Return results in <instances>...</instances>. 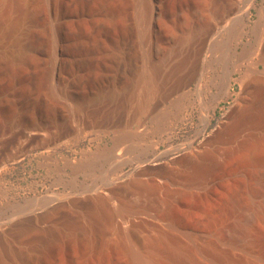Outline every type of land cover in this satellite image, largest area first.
Listing matches in <instances>:
<instances>
[{"label": "rangeland", "instance_id": "374dc122", "mask_svg": "<svg viewBox=\"0 0 264 264\" xmlns=\"http://www.w3.org/2000/svg\"><path fill=\"white\" fill-rule=\"evenodd\" d=\"M247 1L0 0V223L7 227L0 264H131L123 245L140 251L144 237L158 233L180 247L167 249L171 264H264V163L222 155L203 179L188 168L191 153L211 144L234 97L219 87L232 53L221 58L210 50V26L234 17ZM253 3L240 38L231 41L236 51L258 41L254 21L264 0ZM199 24L206 31L193 36ZM227 29L217 39H227ZM179 78L190 94L177 113ZM200 80L207 88L197 97ZM214 96L219 103L204 124L202 108ZM164 108L171 114L160 122ZM34 121L46 129L28 133L24 127ZM123 131L135 135L116 141ZM54 135L60 140L47 145ZM104 148H112L111 160L73 170L75 161ZM140 159H147L144 169ZM138 170L158 191L119 187L109 197L104 187L115 175ZM96 188L110 206L122 200L131 211L90 225L86 212ZM58 198L61 206L44 213ZM162 203L168 220L157 217ZM131 219L135 237L114 231L115 223L126 229Z\"/></svg>", "mask_w": 264, "mask_h": 264}, {"label": "bare ground", "instance_id": "6f19581e", "mask_svg": "<svg viewBox=\"0 0 264 264\" xmlns=\"http://www.w3.org/2000/svg\"><path fill=\"white\" fill-rule=\"evenodd\" d=\"M253 5H254L253 0H248L244 4L243 7L238 9L234 17L229 18L227 20L226 18L225 19L222 18L224 20H221L218 24L215 23L214 25L210 26V34H211L210 37L211 36L214 37V39H212L211 37L212 40L210 42L212 44L210 43L211 44L210 50L216 51L217 53L220 52L221 55H219V57L221 56V58H223V56L225 57L226 55L225 53L227 52L232 53V57H230L231 60L229 62L230 68L225 67L226 69H224L225 71L222 73L221 78H220L219 87L224 97L230 98L232 96V93L234 94V97L232 99V102H231V105L228 111L224 113L215 131L212 132L211 144L209 143L210 144L208 145L209 147H206V148L203 147L191 153V158H190L191 161H190L188 168L191 172V175L192 174L194 175V178H198V179L205 178V170L208 168L207 167L208 164L210 166V162L219 160L222 155L227 156V155L235 153L236 156L238 155L239 161L252 163V164L253 163H257V164L264 163V71L258 70L259 65H262L264 67V5H260L259 7L256 8L254 28L258 32L257 43L256 44H244L238 51L234 50L236 49L235 47L232 49V45H231L232 39L234 40L236 38H240V35L243 32L242 27L245 25V19L246 17L249 16L250 7H252ZM219 8H218L219 11L223 10V8L221 7ZM156 11L157 10L154 8L151 9L150 16L152 19L154 15L156 14ZM227 27H228L227 35H226L227 39L225 40L221 38L220 40L217 39V37H221L220 34ZM205 31H206V27L203 24L201 25L199 24L195 27V33L193 36H196L198 33L205 32ZM184 48H185L184 45L181 46L179 48V51L180 50L182 51ZM229 56H231V54H229ZM226 66H228V64ZM151 69H152L151 73H153V76H154V73L157 71V65H154L153 68ZM234 72L239 73V76L237 78H232V75ZM180 78H183V77H180ZM180 78L177 81L178 83L176 84V87H174L176 88L177 95L172 103V106H174L177 113L181 112L183 108L186 107L187 103L189 102V94H190V90L187 88L188 87L187 84L185 82H182ZM212 82L213 80L209 78L208 85L210 86ZM232 82H235L237 84L236 91H234L232 88L233 86ZM174 84L173 86H175ZM137 88H140V87H137ZM206 88H207L206 82L200 80L195 87L193 95H196L197 97H199ZM212 98L213 99H211L207 104H204L202 108L203 112L201 115L202 116L201 120L204 124H206L209 121L211 110H213L219 103V97L214 96ZM146 107L148 108V106ZM170 114L171 113L168 110V108H164L159 111L156 117L158 121L163 122L169 118ZM46 126H47V123L45 122L42 123V122L34 121V122H30L24 128L28 133L30 132L40 133L42 132L44 128L46 129ZM133 135L135 134H133L131 131H123L122 133H120V135L116 137V141H121V140H126L128 138H132ZM59 136L54 135V137L49 139L47 145H52L58 142V140H60ZM218 145H222V149H221L222 152H220L221 150L219 151L220 148ZM113 156L114 154H113L112 148H104L96 152V154H94L91 158L86 159L82 162L79 161L75 163L76 161L74 160L75 162L72 168L74 171H76V173L77 171H84V170L92 171V169H94L95 163H97L96 161L103 160L102 163H104V161L111 160ZM145 161H147V159H140L138 161L139 162L138 167L140 165L142 169L143 165H145L144 163ZM188 168H187V171H188ZM138 173H139V170L137 171L136 174L134 173L135 175L133 176L128 175V174L125 176L115 175L109 181L108 183L109 187L107 185H105L104 187L107 189L108 191L107 193L109 194V197L110 198L116 197V194H117L116 189L119 187H138L140 189L142 188L143 190L147 192L149 190L152 191L151 189H155L156 191H158L160 186H158L151 179H147V180L141 179L138 176L139 175ZM94 191L95 192L90 196V200L92 204L86 212L87 218L90 221V225H93L100 219L111 221L112 217L115 216L114 213L116 212L125 213L128 211H131L130 209L132 208L125 201L119 200L116 206L114 205L115 207H113V206H110L109 204L110 199L108 198V196L105 197L103 194L99 193L97 191V188L96 190L94 189ZM173 192H170L169 194L171 193L174 194ZM58 199L59 200H57V202L55 201L56 203H52L51 205L47 204L49 206V209L46 208V204H45V209H47L48 212L45 209L44 210L46 212L44 211L43 212L49 213V212L57 210L59 206H61L59 205V203L61 202L60 198ZM74 199L76 201V200H79L80 198L77 197ZM156 209H157L156 212H157L158 218L160 217V219L161 218L167 219L170 216L169 215L170 212L168 213L166 203L160 204L159 207ZM35 210L36 209L34 210L31 209V211H29V214H31L32 216L36 218L37 215L39 217L40 213H37L38 210L37 211ZM20 216L18 215L19 218ZM1 223H0V234L5 231L4 226L6 227V225L3 224L4 222H1ZM116 224L117 223H115V226H117V228L114 231L116 233H120L124 235V237L126 236L125 238L135 237L136 233L138 232V231L136 232V229H134L135 223L132 221V219L128 222V227L126 229H120L118 225ZM81 231H83L84 234L85 233L87 234L86 229L85 230L83 229ZM124 241L126 242V240ZM231 241L234 243L233 239H231ZM173 245L169 246L166 239L161 235V233L160 234L158 233L152 236H147V237L145 236L144 240L142 241L140 251L139 250L135 251L134 248L132 249L131 247H127L126 245H123V248L124 250L127 249L128 251L131 252L130 254L131 260H132L131 264H161V263L171 264L172 258L170 256L171 255L173 256V252L172 254H169L170 255L169 256L166 252L167 249L168 250L173 249V251L180 249L178 245L177 246L176 245L173 246ZM171 251L172 250H170V252Z\"/></svg>", "mask_w": 264, "mask_h": 264}]
</instances>
